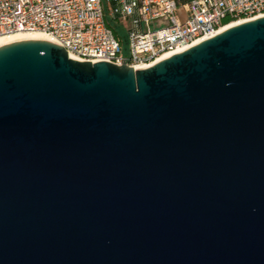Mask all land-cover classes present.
<instances>
[{
  "label": "water",
  "instance_id": "95a60500",
  "mask_svg": "<svg viewBox=\"0 0 264 264\" xmlns=\"http://www.w3.org/2000/svg\"><path fill=\"white\" fill-rule=\"evenodd\" d=\"M0 264H264V15L141 68L0 46Z\"/></svg>",
  "mask_w": 264,
  "mask_h": 264
},
{
  "label": "built area",
  "instance_id": "2783aa9c",
  "mask_svg": "<svg viewBox=\"0 0 264 264\" xmlns=\"http://www.w3.org/2000/svg\"><path fill=\"white\" fill-rule=\"evenodd\" d=\"M259 15L264 0H0V37L42 31L80 60L141 67ZM111 21L127 32L129 55Z\"/></svg>",
  "mask_w": 264,
  "mask_h": 264
},
{
  "label": "bare ground",
  "instance_id": "6f19581e",
  "mask_svg": "<svg viewBox=\"0 0 264 264\" xmlns=\"http://www.w3.org/2000/svg\"><path fill=\"white\" fill-rule=\"evenodd\" d=\"M260 16H263V15H259L257 17H260ZM257 17H253V18H241L239 20H234V21H231L227 24H224L221 29L217 32V34L219 32H222L224 30H226L227 28L233 26V25H236V24H239V23H242V22H245V21H248V20H251V19H254V18H257ZM208 37H205V38H202L198 41H196L194 44H197L205 39H207ZM25 39H44V40H50V41H53V42H56V40H54L49 34L45 33V32H42V31H36V32H18L12 36H6V37H0V46L4 45V44H7V43H11V42H15V41H18V40H25ZM172 54L174 53H167L165 55H163L162 57H160L159 59H157L156 61H154L153 63L147 65V66H150L164 58H167L169 56H171ZM71 57L73 58H76V59H79L78 57H76L75 55L71 54L70 55ZM80 60V59H79ZM141 67H146V66H141ZM140 66H137L135 68H141Z\"/></svg>",
  "mask_w": 264,
  "mask_h": 264
},
{
  "label": "rangeland",
  "instance_id": "374dc122",
  "mask_svg": "<svg viewBox=\"0 0 264 264\" xmlns=\"http://www.w3.org/2000/svg\"><path fill=\"white\" fill-rule=\"evenodd\" d=\"M179 17L182 20L185 19V12H184L183 9H181L179 11ZM118 30H119L120 34L122 35V37H123V52H124L125 55H129L130 52H129V37H128V34L125 31V29L122 27V25L118 26Z\"/></svg>",
  "mask_w": 264,
  "mask_h": 264
},
{
  "label": "trees",
  "instance_id": "16d2710c",
  "mask_svg": "<svg viewBox=\"0 0 264 264\" xmlns=\"http://www.w3.org/2000/svg\"><path fill=\"white\" fill-rule=\"evenodd\" d=\"M229 22H230L229 20H226V23H225V24H227V23H229ZM119 25H120V24H118L116 21H111V22H109V26L113 28L115 35H116L117 37H119V38L121 39L122 43H123V37H122V35L120 34V32H119V30H118V26H119Z\"/></svg>",
  "mask_w": 264,
  "mask_h": 264
}]
</instances>
